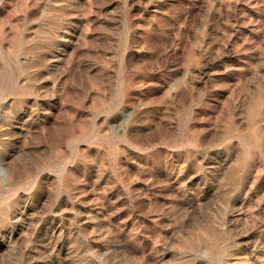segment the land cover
<instances>
[{
	"label": "rangeland",
	"instance_id": "374dc122",
	"mask_svg": "<svg viewBox=\"0 0 264 264\" xmlns=\"http://www.w3.org/2000/svg\"><path fill=\"white\" fill-rule=\"evenodd\" d=\"M0 264H264V0H0Z\"/></svg>",
	"mask_w": 264,
	"mask_h": 264
},
{
	"label": "bare ground",
	"instance_id": "6f19581e",
	"mask_svg": "<svg viewBox=\"0 0 264 264\" xmlns=\"http://www.w3.org/2000/svg\"><path fill=\"white\" fill-rule=\"evenodd\" d=\"M193 18V17H192Z\"/></svg>",
	"mask_w": 264,
	"mask_h": 264
}]
</instances>
